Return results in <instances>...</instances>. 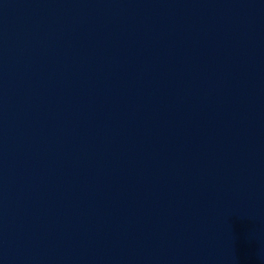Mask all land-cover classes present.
<instances>
[{"label": "water", "instance_id": "water-1", "mask_svg": "<svg viewBox=\"0 0 264 264\" xmlns=\"http://www.w3.org/2000/svg\"><path fill=\"white\" fill-rule=\"evenodd\" d=\"M0 264H264V0H0Z\"/></svg>", "mask_w": 264, "mask_h": 264}]
</instances>
